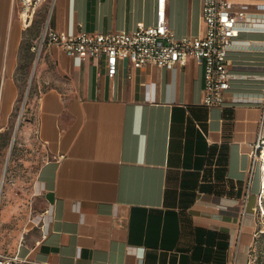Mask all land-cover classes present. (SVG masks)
Listing matches in <instances>:
<instances>
[{
  "label": "crops",
  "instance_id": "0c3cea01",
  "mask_svg": "<svg viewBox=\"0 0 264 264\" xmlns=\"http://www.w3.org/2000/svg\"><path fill=\"white\" fill-rule=\"evenodd\" d=\"M232 1L246 9L247 27L228 54L225 102L208 107L205 66L194 58L173 69L122 59L114 77L105 57L79 64L46 46L33 58L46 26L131 31L155 23L158 0H47L27 28L18 1L0 0V135L34 71L23 137L45 155L34 179L44 224L30 220L7 255L38 264H246L264 232V162L252 157L264 136V0ZM202 9L203 0H166L178 38L205 35Z\"/></svg>",
  "mask_w": 264,
  "mask_h": 264
},
{
  "label": "built area",
  "instance_id": "2783aa9c",
  "mask_svg": "<svg viewBox=\"0 0 264 264\" xmlns=\"http://www.w3.org/2000/svg\"><path fill=\"white\" fill-rule=\"evenodd\" d=\"M17 1L19 16L27 28L34 23L38 11L47 0ZM202 15L206 24L204 36L178 38L168 23L166 0H158L153 25H140L131 31L108 34L74 30L58 32L46 26L34 41L33 50L39 56L46 46H54L72 56L79 64L90 58L105 57L109 77L115 76L122 59H129L136 68L173 69L194 58L198 64L205 66L204 104L208 107L222 106L226 92L231 89L228 54L234 47L239 30L247 27L248 13L246 9L236 7L232 0H203ZM252 157L255 161L264 162L263 135H259L254 144ZM263 204L264 185L259 197L262 211ZM0 264L38 263L18 255L0 253Z\"/></svg>",
  "mask_w": 264,
  "mask_h": 264
},
{
  "label": "rangeland",
  "instance_id": "374dc122",
  "mask_svg": "<svg viewBox=\"0 0 264 264\" xmlns=\"http://www.w3.org/2000/svg\"><path fill=\"white\" fill-rule=\"evenodd\" d=\"M36 23L42 22L41 15ZM40 32V29H39ZM34 60L37 53L34 52ZM28 74V73H27ZM22 98L14 113L10 128L0 135V253L10 254L14 251L18 238L30 220L36 226L42 227L44 215L39 195L34 189V179L45 155L41 144L30 137H23L27 125L29 103L32 95L36 94L34 81L31 82L30 92L26 96L28 79L23 81ZM24 106V107H23ZM20 124L18 123L19 116ZM18 123V124H17ZM15 141L11 149V141ZM6 140V145L1 147ZM259 220L264 222V211L260 210ZM264 264V234L258 236L250 251L246 264Z\"/></svg>",
  "mask_w": 264,
  "mask_h": 264
},
{
  "label": "water",
  "instance_id": "95a60500",
  "mask_svg": "<svg viewBox=\"0 0 264 264\" xmlns=\"http://www.w3.org/2000/svg\"><path fill=\"white\" fill-rule=\"evenodd\" d=\"M33 76H34V71L32 72L31 80H30V82H29V84H28V87H27L26 96H25V100H24V105H25L26 98H27V96H28V94H29V91H30V87H31V82H32V80H33ZM23 107H24V106H23ZM21 117H22V116L20 115V118H21ZM15 134H16V132L14 133V136H13L12 141H11V149H12L13 144H14V141H15Z\"/></svg>",
  "mask_w": 264,
  "mask_h": 264
},
{
  "label": "trees",
  "instance_id": "16d2710c",
  "mask_svg": "<svg viewBox=\"0 0 264 264\" xmlns=\"http://www.w3.org/2000/svg\"><path fill=\"white\" fill-rule=\"evenodd\" d=\"M263 234H264V232H263Z\"/></svg>",
  "mask_w": 264,
  "mask_h": 264
},
{
  "label": "bare ground",
  "instance_id": "6f19581e",
  "mask_svg": "<svg viewBox=\"0 0 264 264\" xmlns=\"http://www.w3.org/2000/svg\"><path fill=\"white\" fill-rule=\"evenodd\" d=\"M264 210V209H263Z\"/></svg>",
  "mask_w": 264,
  "mask_h": 264
}]
</instances>
